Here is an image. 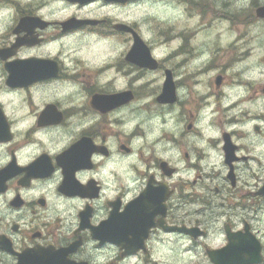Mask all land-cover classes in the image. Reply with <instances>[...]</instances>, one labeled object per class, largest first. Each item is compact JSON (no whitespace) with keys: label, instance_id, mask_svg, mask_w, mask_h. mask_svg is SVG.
<instances>
[{"label":"clouds","instance_id":"obj_1","mask_svg":"<svg viewBox=\"0 0 264 264\" xmlns=\"http://www.w3.org/2000/svg\"><path fill=\"white\" fill-rule=\"evenodd\" d=\"M0 264H264V0H0Z\"/></svg>","mask_w":264,"mask_h":264},{"label":"water","instance_id":"obj_2","mask_svg":"<svg viewBox=\"0 0 264 264\" xmlns=\"http://www.w3.org/2000/svg\"><path fill=\"white\" fill-rule=\"evenodd\" d=\"M213 259H215V257H213Z\"/></svg>","mask_w":264,"mask_h":264}]
</instances>
